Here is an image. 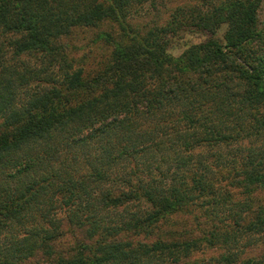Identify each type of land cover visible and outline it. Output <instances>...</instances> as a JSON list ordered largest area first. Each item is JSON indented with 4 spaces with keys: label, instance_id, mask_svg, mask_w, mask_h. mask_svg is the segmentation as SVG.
Segmentation results:
<instances>
[{
    "label": "trees",
    "instance_id": "obj_1",
    "mask_svg": "<svg viewBox=\"0 0 264 264\" xmlns=\"http://www.w3.org/2000/svg\"><path fill=\"white\" fill-rule=\"evenodd\" d=\"M156 1L0 0V264H264V0L178 9L211 35L179 57L128 26ZM105 21L72 71L57 43Z\"/></svg>",
    "mask_w": 264,
    "mask_h": 264
},
{
    "label": "rangeland",
    "instance_id": "obj_2",
    "mask_svg": "<svg viewBox=\"0 0 264 264\" xmlns=\"http://www.w3.org/2000/svg\"><path fill=\"white\" fill-rule=\"evenodd\" d=\"M264 8V4L262 6ZM261 8V9H262ZM178 9H185L186 11L191 9H198L205 11L206 7H202L200 0H160L154 3H149L140 9L137 13L132 14L128 17V26L134 32L146 34L148 31L154 28H164L179 21L176 20L175 13ZM187 15L189 13L187 12ZM261 16H264V9L261 10ZM177 30L176 36L172 38V42L169 47V52L175 57L181 56L189 47L192 45L200 44L210 38V34L207 32H196L197 28L188 20L187 23H181L176 25ZM226 28L220 30L219 37L222 38ZM124 31L122 28L114 22L105 21L98 27H81L75 29L73 33L61 39L57 45L61 46L64 54L67 57L68 62L72 66L71 70L74 71L78 68L85 69L88 73H91V69H95L93 74L97 73V68L103 66V64L111 56L115 46L118 42L124 39ZM39 56L26 57L25 60L31 65L38 66ZM58 67L55 68L57 73ZM92 76H90L91 78ZM54 85L57 82H52ZM251 144L249 142L234 145L233 149H247ZM253 147H257L256 144ZM230 148L221 147L218 151L225 152ZM238 194V192H236ZM63 216V212H60ZM38 225L20 224L17 227L20 234L26 231L34 230L39 228ZM7 234V230L4 231ZM79 235V234H78ZM19 236V233H18ZM81 236V235H79ZM260 252L258 255L264 253V245L259 248Z\"/></svg>",
    "mask_w": 264,
    "mask_h": 264
}]
</instances>
